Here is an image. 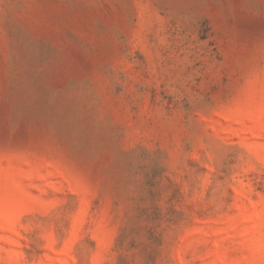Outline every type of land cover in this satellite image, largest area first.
<instances>
[{
  "label": "rangeland",
  "instance_id": "obj_1",
  "mask_svg": "<svg viewBox=\"0 0 264 264\" xmlns=\"http://www.w3.org/2000/svg\"><path fill=\"white\" fill-rule=\"evenodd\" d=\"M0 264H264V0H0Z\"/></svg>",
  "mask_w": 264,
  "mask_h": 264
}]
</instances>
